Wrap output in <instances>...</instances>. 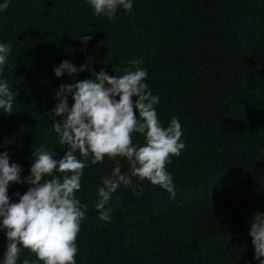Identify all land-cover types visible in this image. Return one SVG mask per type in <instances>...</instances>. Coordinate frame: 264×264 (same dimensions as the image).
Masks as SVG:
<instances>
[{
  "label": "trees",
  "instance_id": "obj_1",
  "mask_svg": "<svg viewBox=\"0 0 264 264\" xmlns=\"http://www.w3.org/2000/svg\"><path fill=\"white\" fill-rule=\"evenodd\" d=\"M0 42L11 45L3 78L17 93L13 112L0 114V152L22 179L41 144L63 157L51 131L55 93L92 71L122 75L127 61L143 58L158 116L181 123L186 147L166 165L174 198L136 181L142 193L121 187L111 221H100L96 187L114 165L105 157L83 170L77 264H258L249 230L264 214V0H134L114 20L94 16L84 0H11L0 12ZM64 60L91 71L57 78ZM27 188L10 185V201ZM7 242L0 231V257ZM25 257L35 259L23 249Z\"/></svg>",
  "mask_w": 264,
  "mask_h": 264
},
{
  "label": "clouds",
  "instance_id": "obj_2",
  "mask_svg": "<svg viewBox=\"0 0 264 264\" xmlns=\"http://www.w3.org/2000/svg\"><path fill=\"white\" fill-rule=\"evenodd\" d=\"M11 0H0V12ZM97 17L114 20L118 9L131 13L134 0H84ZM88 33V32H87ZM92 36L82 34L81 43ZM11 54V45L0 42V114H11L17 93L3 78L5 65ZM129 68L122 75L110 76L101 69L92 71V78L75 80L79 73L91 71L87 64L79 68L68 60L53 68L57 78L67 74L75 82L61 84L55 93L57 103L51 111V131L58 144L65 149L63 157L41 144L33 151L30 174L21 177L22 168L10 164L7 152H0V231L7 238L6 251L0 264H77V237L87 205L76 193L82 188L84 169L103 163L105 157L113 162L108 175L101 177L96 187L94 207L100 221L110 222L113 199L121 187L139 196L147 180L175 197L172 174L166 165L171 157H179L186 145L179 118L172 114L165 124L157 113L160 97L154 95L146 83L148 72L141 67L143 58L127 61ZM69 97L73 103L69 106ZM59 117V120H56ZM135 134L143 143L134 140ZM124 158L128 170L122 171ZM12 184H26L24 194L15 193L11 202L8 189ZM254 259L264 264V214L257 213L250 222ZM27 249L35 259H20Z\"/></svg>",
  "mask_w": 264,
  "mask_h": 264
}]
</instances>
